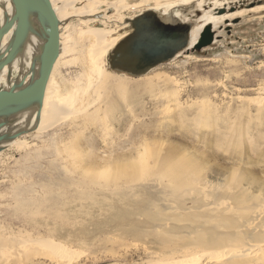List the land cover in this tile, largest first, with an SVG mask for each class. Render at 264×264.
Here are the masks:
<instances>
[{"label": "rangeland", "instance_id": "374dc122", "mask_svg": "<svg viewBox=\"0 0 264 264\" xmlns=\"http://www.w3.org/2000/svg\"><path fill=\"white\" fill-rule=\"evenodd\" d=\"M101 1L105 3L94 6L96 16L72 17L61 30L65 53L55 82L62 93L90 75L85 59L90 41L82 33L87 26L110 30L116 38L129 31V20L153 11L194 28L215 2L202 0L201 7L200 0ZM112 2H120L123 8L107 9V3ZM85 4V0L79 1L77 8ZM172 4L178 5L163 15L165 7ZM258 7L263 9L255 10ZM223 8L229 13L248 12L222 22L211 46L201 51L189 47L143 76L113 71L107 55V74L124 82L129 77L154 78L152 88L131 96L134 89L128 84L134 82L127 81L125 86L131 90L128 99L120 98V88L112 89L107 99L100 89L90 90V110L78 103L73 115L61 117L49 130L21 133L19 139L28 145L26 149L0 153V236L10 245L12 239L42 237L41 241L64 243L69 249L57 259L50 256V248L35 246L34 255L28 251L17 255L10 249V254L0 255V264H143L150 253L163 257L172 246L198 245L201 234L214 223L200 212L220 203L213 199L212 188L207 202L198 203L199 208L186 210L191 205L179 203L173 205L175 210L167 211L143 187L138 186L127 197L117 194L115 187H107L110 175L113 181L118 179L112 185L134 182L139 168L142 170L140 157L146 146L161 153L148 159L151 167L159 160L189 158L214 187L238 173L254 190L258 185L264 188V112L251 99H264V0H229ZM176 10L179 15L172 19ZM2 79L6 81L7 75ZM91 81L98 87L102 79L94 75ZM110 102H115L117 109L111 110ZM94 109L98 114L88 119L87 111L93 113ZM209 114L210 123L199 124ZM159 225L162 228H156ZM55 232L58 236L53 237ZM218 236L223 245L211 249L221 250L229 244V238L219 232L211 234L212 239Z\"/></svg>", "mask_w": 264, "mask_h": 264}, {"label": "bare ground", "instance_id": "6f19581e", "mask_svg": "<svg viewBox=\"0 0 264 264\" xmlns=\"http://www.w3.org/2000/svg\"><path fill=\"white\" fill-rule=\"evenodd\" d=\"M79 1L82 0H50L53 10L55 11L60 23V42L62 37L61 30L63 29L66 20L71 19L72 17L96 16L97 11L95 10L94 6H101L105 3L101 0H85L86 4L82 8H77ZM151 1L156 0H145L144 2L152 3ZM202 2L203 1L200 0L201 7L203 6ZM228 3L229 0H215L212 8L210 9L211 11H207V13L203 14L199 18L198 26H195L191 30L189 47H193L196 44L200 37V33L206 26L210 25L212 28V32H215V30L222 22L224 23V21L232 20L235 17L242 16L248 12V10H243L241 12L229 13L226 12V8L223 15H218V10H221L224 6H228ZM178 4L181 3L178 2ZM178 4L166 6L163 15H167V13H170V11L172 12V10ZM107 5L109 7L107 9L114 8L119 10L123 8V4L121 5L120 2L107 3ZM70 9L72 10V12L69 11ZM262 9V7L255 8V10ZM215 10H217V12H214ZM13 12L14 8L11 0H0V26L3 24V22L13 16ZM177 15H179L178 10H176V13L173 14L171 18L174 19L173 17H177ZM106 18L107 17L105 16L104 19ZM85 23L87 25V21ZM127 26L128 25L124 26L123 28L125 29L127 28ZM82 33L87 35L89 37L88 40L90 41V44L89 46H87L85 53V59L87 60L88 64L87 71L90 74L87 78V81L80 82L79 80V84L74 85V88L72 86V90H67V92L64 91V93L61 92L62 89L60 84H57L55 82V74L64 60L63 56L65 53V48L62 47L60 55L53 67V71L49 78L40 111L38 112L37 108H33L11 118L1 120L0 123H3V127L0 130V153H4V150L6 149L12 151H14L13 149H26L28 145L19 139L21 133H27L29 131L40 133L49 130L57 123H59L62 118L72 114L74 110L77 111L76 105L78 103L82 105L84 104L88 108L91 105V102H89L90 90L96 92L97 89H100L99 91H102L105 94L101 96H105L104 98L107 99L109 97V92H111L112 89L120 88L122 90V92H119L120 98L128 99L130 95L129 92L131 90L128 91L125 86V84H128L127 81L134 82L133 84H128L134 89L133 91H131L133 92L131 96L138 94V92L144 91V89H146L147 91L148 88L153 87L152 83L154 78L149 79V81H145L132 80L129 77L127 78L126 82H124L123 79L114 78L110 74H107L108 72L106 73L105 71L107 55L109 58V54H111L110 51L119 46V43L124 38L130 35L129 31H125L122 34H119L116 38H112L111 34L113 32L110 30L107 31L87 26L86 31ZM44 35L45 30L43 29L39 21L36 18L32 17L27 39L25 40L17 58L11 65L5 67L0 73V88L9 89L10 87H14L21 82L24 76L27 75H29L27 78L28 83L31 74H34L35 76L37 75L39 69L38 59L45 44L43 38ZM11 37L12 32L5 36L1 45V51H4L6 49ZM15 72L19 73L16 75L14 74ZM5 74L7 75V79L6 81H3L2 75ZM94 75H97L98 78L102 79V82L98 87H95V85H93V82L91 81ZM156 78L159 80V78L161 77L156 76ZM61 85L64 86L65 83ZM66 87L68 88L69 86L66 85ZM97 93L96 95H98ZM92 97L93 96H91V99ZM261 97L260 99H251L253 102H256V106L263 107L261 110L264 112V99H262ZM96 99L97 98H95V100ZM251 99L249 102H251ZM110 103L111 104H108V106L111 108V110L113 108L117 109V105H115V102ZM118 106L120 108V105ZM204 107H206V105H204ZM80 110L78 112H80ZM96 110L94 109L93 113H89L87 111V118L89 119L90 117H92L95 112L97 115V111L99 109L97 111ZM103 111L105 112L106 110ZM81 112L83 113V110ZM84 113H86V111ZM204 113H206V111ZM201 114H203V112ZM198 115H200V113ZM210 115L211 114H209V116L203 115V120L200 121L199 124H201L202 126H206L207 124H209L210 122L208 119H210V117L212 116ZM103 116L106 115L103 114ZM252 123L254 122L252 121ZM233 139L232 141L234 142ZM158 153L159 151L151 150L148 146H146L143 151V156L141 155L140 157L142 158V170L141 168H139L140 171H138V175L134 177V182L126 183L124 184L125 186L112 185V183H116L118 179L113 181L111 179L113 178L112 175L109 174L111 178L108 177L107 184L109 185L107 187L110 186L111 189L115 187L114 190H117V194L124 197H127L128 194L133 192V190H135L138 186L143 187V189L150 193L151 197L156 202L161 203L167 211L175 210V207L173 205L179 203H189L191 205V208H185L186 210L199 208L198 203L205 204L207 202L208 197L210 196L209 194V196L207 195V192L210 191L209 188H212L214 190L215 194L213 199L215 200V202L220 203L216 205L215 208H207L200 212L201 216L211 219L214 223L209 230L204 231L201 234V237L198 240V245L195 246V244L189 243L182 244L178 247L172 246L168 250L169 254L163 257L157 255L156 253H150V255L148 256V261L144 262L143 264H264V188L260 189L258 185L256 186V190H254L248 183H246L247 178L244 177V175H239L238 173H233L226 181H224L225 183L214 187L211 185L212 181H210L208 177H205L204 174L200 173V168L193 163L194 160L192 162V160L190 161L189 158L178 159V157V160L176 161L159 160L158 163L155 161L157 163L155 164L156 167H153L152 165V168L151 165L148 164V159L151 157L156 158ZM159 155H161V153H159ZM141 180V183H135L140 182ZM109 188H106V190H109ZM103 191L105 192V190ZM156 210L159 211V209L157 208ZM156 228L159 229L162 227L161 225H159ZM214 232H219L224 237L229 238V244L225 248L221 250H214L210 248L219 247L224 243L223 240L219 239V236L217 239L211 238V234ZM54 236H58V233H53V237ZM4 237L2 238L0 236V255L6 253L10 254V249L14 250L17 255L21 252L25 254L27 251L29 253H32V250H34L33 247L38 246L40 248H50L49 251L51 250L52 252L50 256H54V258L57 259L58 257H60V253L64 252L65 249H67V251L69 250L64 243L56 244L55 241H52L51 243L41 241L42 237L31 240L26 239V241H18L16 239H12L11 245L10 242L8 243V241ZM28 248H31V250H29ZM32 254L34 255V253Z\"/></svg>", "mask_w": 264, "mask_h": 264}, {"label": "water", "instance_id": "95a60500", "mask_svg": "<svg viewBox=\"0 0 264 264\" xmlns=\"http://www.w3.org/2000/svg\"><path fill=\"white\" fill-rule=\"evenodd\" d=\"M11 1L14 8L13 16L0 26V73L17 58L27 39L32 17L36 18L45 30L43 36L45 44L38 59L39 69L36 76L31 74L28 83L29 75L24 76L14 87L0 88V122L2 119L11 118L33 108L40 111L49 78L61 51L60 23L50 0ZM224 13L223 9L217 12L218 15ZM174 22L168 17H159L153 11L145 12L129 20L132 33L119 43L112 54H109L108 62L111 69L139 77L188 50L190 32L178 38V35L164 36L159 29V26L164 23L173 24ZM186 27L190 31V26ZM10 32L12 37L8 46L1 51L3 39ZM214 38L215 33L212 32L211 26H206L192 47L193 51H201L211 46ZM2 127L3 123H0V130Z\"/></svg>", "mask_w": 264, "mask_h": 264}, {"label": "flooded vegetation", "instance_id": "af4514ba", "mask_svg": "<svg viewBox=\"0 0 264 264\" xmlns=\"http://www.w3.org/2000/svg\"><path fill=\"white\" fill-rule=\"evenodd\" d=\"M223 10H225V9H223ZM188 25L189 24H187V23L175 21L173 24L164 23V24L159 26V29L162 30V33L164 36L167 35L168 37H173L174 35H178V38H180L189 32L191 33V30L193 27L191 25H189L190 26V31H189V28L186 27ZM130 31H131V26L129 25V33L131 35L132 32H130ZM129 36H127V37H129ZM114 50L115 49L112 50L111 54L113 53Z\"/></svg>", "mask_w": 264, "mask_h": 264}]
</instances>
